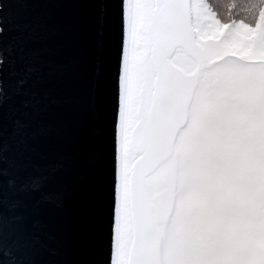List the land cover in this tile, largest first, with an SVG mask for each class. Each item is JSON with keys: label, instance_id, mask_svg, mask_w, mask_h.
Wrapping results in <instances>:
<instances>
[{"label": "snow or ice", "instance_id": "6c2138e0", "mask_svg": "<svg viewBox=\"0 0 264 264\" xmlns=\"http://www.w3.org/2000/svg\"><path fill=\"white\" fill-rule=\"evenodd\" d=\"M2 7V5H0ZM123 0L111 264H264V0Z\"/></svg>", "mask_w": 264, "mask_h": 264}, {"label": "water", "instance_id": "95a60500", "mask_svg": "<svg viewBox=\"0 0 264 264\" xmlns=\"http://www.w3.org/2000/svg\"><path fill=\"white\" fill-rule=\"evenodd\" d=\"M0 5V264H111L123 0Z\"/></svg>", "mask_w": 264, "mask_h": 264}, {"label": "trees", "instance_id": "16d2710c", "mask_svg": "<svg viewBox=\"0 0 264 264\" xmlns=\"http://www.w3.org/2000/svg\"><path fill=\"white\" fill-rule=\"evenodd\" d=\"M222 22L231 18L244 19L253 26L258 19V10H252V0H208Z\"/></svg>", "mask_w": 264, "mask_h": 264}, {"label": "bare ground", "instance_id": "6f19581e", "mask_svg": "<svg viewBox=\"0 0 264 264\" xmlns=\"http://www.w3.org/2000/svg\"><path fill=\"white\" fill-rule=\"evenodd\" d=\"M116 194H117V192H116ZM113 257V256H112ZM113 259V258H112Z\"/></svg>", "mask_w": 264, "mask_h": 264}]
</instances>
